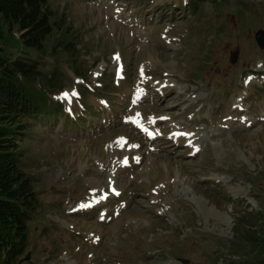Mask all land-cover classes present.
I'll return each mask as SVG.
<instances>
[{
    "label": "rangeland",
    "instance_id": "obj_1",
    "mask_svg": "<svg viewBox=\"0 0 264 264\" xmlns=\"http://www.w3.org/2000/svg\"><path fill=\"white\" fill-rule=\"evenodd\" d=\"M187 4L48 0L41 50L3 27L60 110L16 121L36 199L23 264H260L264 0Z\"/></svg>",
    "mask_w": 264,
    "mask_h": 264
},
{
    "label": "trees",
    "instance_id": "obj_2",
    "mask_svg": "<svg viewBox=\"0 0 264 264\" xmlns=\"http://www.w3.org/2000/svg\"><path fill=\"white\" fill-rule=\"evenodd\" d=\"M52 18L48 0H0V122H7L0 124V264H18L25 255L28 222L36 206L31 182L18 169L20 156L14 149L22 125L16 121L55 116L49 103L27 89V83L40 79V70L22 57L3 55V27L24 31L25 48L41 50L54 28ZM259 263L264 264V253Z\"/></svg>",
    "mask_w": 264,
    "mask_h": 264
},
{
    "label": "water",
    "instance_id": "obj_3",
    "mask_svg": "<svg viewBox=\"0 0 264 264\" xmlns=\"http://www.w3.org/2000/svg\"><path fill=\"white\" fill-rule=\"evenodd\" d=\"M256 39L258 44L264 48V34L262 32H259ZM29 259H30V255H28L24 261H29Z\"/></svg>",
    "mask_w": 264,
    "mask_h": 264
},
{
    "label": "snow or ice",
    "instance_id": "obj_4",
    "mask_svg": "<svg viewBox=\"0 0 264 264\" xmlns=\"http://www.w3.org/2000/svg\"><path fill=\"white\" fill-rule=\"evenodd\" d=\"M141 74L143 75V73H141ZM249 79H251V78H249ZM69 95H70V94L67 93V92L62 93V96H63L64 98H67ZM71 95L75 96V95H77V93L73 92V93H71ZM174 135L190 136L191 134H190V133H178V134H174ZM133 147H138V145H133ZM197 150H198V149H197ZM124 162L127 163V160L125 159Z\"/></svg>",
    "mask_w": 264,
    "mask_h": 264
},
{
    "label": "bare ground",
    "instance_id": "obj_5",
    "mask_svg": "<svg viewBox=\"0 0 264 264\" xmlns=\"http://www.w3.org/2000/svg\"><path fill=\"white\" fill-rule=\"evenodd\" d=\"M159 205V204H158ZM157 207H159V206H157ZM215 211H217V210H215ZM149 218V217H148ZM99 230V229H98ZM95 231V230H94ZM99 232H101V230H99ZM103 232V231H102ZM93 233V232H92ZM119 234V233H118ZM105 235V234H104ZM110 235V234H109ZM99 236H100V234H99ZM106 236V235H105ZM117 237H119V236H117Z\"/></svg>",
    "mask_w": 264,
    "mask_h": 264
}]
</instances>
